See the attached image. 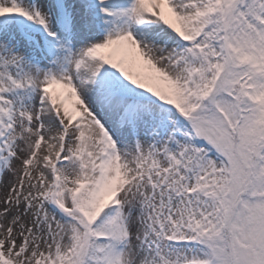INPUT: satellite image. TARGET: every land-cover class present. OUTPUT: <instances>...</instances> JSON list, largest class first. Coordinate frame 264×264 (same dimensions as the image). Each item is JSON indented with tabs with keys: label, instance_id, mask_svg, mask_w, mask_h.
I'll list each match as a JSON object with an SVG mask.
<instances>
[{
	"label": "snow or ice",
	"instance_id": "1",
	"mask_svg": "<svg viewBox=\"0 0 264 264\" xmlns=\"http://www.w3.org/2000/svg\"><path fill=\"white\" fill-rule=\"evenodd\" d=\"M0 264H264V0H0Z\"/></svg>",
	"mask_w": 264,
	"mask_h": 264
}]
</instances>
